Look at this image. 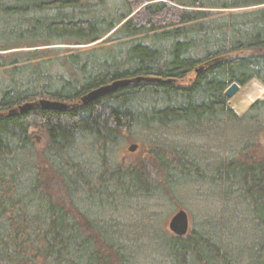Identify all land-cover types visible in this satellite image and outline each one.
Masks as SVG:
<instances>
[{"label":"trees","instance_id":"1","mask_svg":"<svg viewBox=\"0 0 264 264\" xmlns=\"http://www.w3.org/2000/svg\"><path fill=\"white\" fill-rule=\"evenodd\" d=\"M134 77L149 79L80 100ZM251 79L264 86V0H0V264H248L215 230L183 238L150 228L154 214L125 218L154 191L196 177L231 180L264 257V158L239 159L258 144L264 101L237 116L224 95ZM39 99L67 107L16 109ZM213 121L240 128L217 164L167 141ZM134 134L152 163L116 161Z\"/></svg>","mask_w":264,"mask_h":264},{"label":"rangeland","instance_id":"2","mask_svg":"<svg viewBox=\"0 0 264 264\" xmlns=\"http://www.w3.org/2000/svg\"><path fill=\"white\" fill-rule=\"evenodd\" d=\"M65 46L55 47L66 48ZM83 48L82 46H74L72 50L77 52ZM254 83L262 87L263 91L258 96L252 95L254 99L249 100L247 97L253 94L251 92H253L252 86L255 85ZM257 100L264 101V86L256 79H251L246 85L239 86L238 90L230 98H227V105L234 114L242 116L249 106ZM263 129H258L257 131L259 135L257 146L249 149L244 155L239 156L240 160H247L250 163L264 158ZM31 131L36 139V150L40 153L43 146L42 139L36 130L32 129ZM239 131L240 128L238 127L236 129L232 125L224 126L217 123V121H213L212 125H209L202 135L176 130L168 132L166 138L173 146L180 144L187 147L198 161L217 164L222 159L228 158L225 157L228 155V149L236 147L239 140L237 141L235 137H238ZM135 137L136 135L134 134L133 141L123 140L116 148V161L122 162L123 165L131 166L141 161L147 164L148 162L152 163L148 145H145ZM131 143L137 145L132 152L128 150V146ZM40 164V169L45 167L42 162ZM48 174L50 175V172ZM192 176L194 177V175ZM157 181L158 184L156 183L157 185L154 189L163 186L161 180ZM228 181L231 180H221V183H217L207 178L199 179L197 177L189 180H175L167 189L162 188L165 193L156 190L151 194V197L145 199V205L143 206L145 210H140L142 207L139 208L140 204H138V209L129 215H125V218L128 219L132 215L130 220L139 222L144 215L151 217L154 214L149 220L151 222L150 228L158 225L160 231L173 235L168 229V221L177 210L183 209L188 217V229L185 235L182 236L183 238L191 237L192 233L198 234L202 230L205 232L206 230H215L217 239L230 251L234 258L239 257L243 262H248V264H262L264 263V257L258 258L255 250H252L256 237L253 235V224L248 219L253 210L239 199L234 188L230 190ZM227 191L229 192L228 194H226ZM256 210L259 214L261 213L259 205ZM143 239H148L147 234L144 235ZM143 262L144 264H152L148 260Z\"/></svg>","mask_w":264,"mask_h":264},{"label":"water","instance_id":"3","mask_svg":"<svg viewBox=\"0 0 264 264\" xmlns=\"http://www.w3.org/2000/svg\"><path fill=\"white\" fill-rule=\"evenodd\" d=\"M171 2L172 0H167ZM219 59H213L210 61L205 62L203 65L210 66L213 62H218ZM203 66H199L195 68L196 72H199L202 69ZM149 78L145 77H134L129 79H122L117 80L114 82H111L109 84H105L102 86H99L93 90H90L85 95H83L80 100L82 102H89L94 99L99 98L100 96L109 93L119 87L125 86L129 83H133L140 80H148ZM239 88V85L235 82L231 83L225 90L224 95L226 98H230ZM38 105L41 109H47V110H61L67 107V104L64 102L49 100V99H39L35 102H25L22 105H19L16 107L19 111H25L27 109H30L32 106ZM12 111H15V108L12 109ZM262 139L264 141V130L262 133ZM136 144L131 143L128 146L129 151H134L136 149ZM168 229L170 232L175 236H183L187 232L188 229V217L186 212L183 209L177 210L169 219L168 221Z\"/></svg>","mask_w":264,"mask_h":264},{"label":"bare ground","instance_id":"4","mask_svg":"<svg viewBox=\"0 0 264 264\" xmlns=\"http://www.w3.org/2000/svg\"><path fill=\"white\" fill-rule=\"evenodd\" d=\"M254 84H255V83H254ZM252 90H253V92H251V93H253V94H251V95H249V96L247 97V99H249V100H253V99H254V98H253L254 95L258 96V95H260V94L262 93V91H263L262 87H260V86L257 85V84H255V85L252 86ZM252 95H253V96H252Z\"/></svg>","mask_w":264,"mask_h":264}]
</instances>
